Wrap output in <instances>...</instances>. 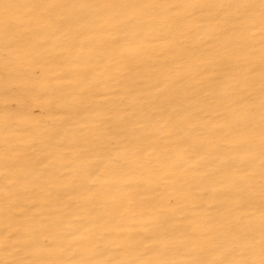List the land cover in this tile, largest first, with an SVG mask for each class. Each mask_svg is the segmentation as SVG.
Listing matches in <instances>:
<instances>
[{"label": "snow or ice", "instance_id": "obj_1", "mask_svg": "<svg viewBox=\"0 0 264 264\" xmlns=\"http://www.w3.org/2000/svg\"><path fill=\"white\" fill-rule=\"evenodd\" d=\"M0 264H264V0H0Z\"/></svg>", "mask_w": 264, "mask_h": 264}]
</instances>
